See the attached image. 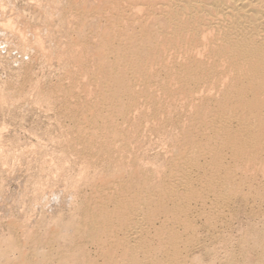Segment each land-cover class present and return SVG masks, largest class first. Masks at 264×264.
Here are the masks:
<instances>
[{
    "label": "bare ground",
    "instance_id": "bare-ground-1",
    "mask_svg": "<svg viewBox=\"0 0 264 264\" xmlns=\"http://www.w3.org/2000/svg\"><path fill=\"white\" fill-rule=\"evenodd\" d=\"M66 6L63 15L78 11L71 30L83 37L90 26L97 37L84 56L69 35L75 47L67 86L57 88L75 97L82 87L88 91L79 113L65 106L75 131L68 148L113 167L111 173L102 167L107 175L87 184L79 202L78 232L97 255L83 264H193L196 219L213 225L244 196L250 172L264 173V0H68ZM173 123L179 137L164 143L160 168L151 160L124 161L146 131ZM54 232L41 239L51 251ZM18 259L11 264H29L23 251Z\"/></svg>",
    "mask_w": 264,
    "mask_h": 264
},
{
    "label": "rangeland",
    "instance_id": "rangeland-1",
    "mask_svg": "<svg viewBox=\"0 0 264 264\" xmlns=\"http://www.w3.org/2000/svg\"><path fill=\"white\" fill-rule=\"evenodd\" d=\"M67 3L68 0H0V264L19 260L22 251L29 264H83L88 256L97 258L95 247L86 239L83 241L85 234L78 232L83 209L80 206H83L82 198L91 183L107 175V170L111 173L113 167L106 164L102 156L92 158L68 148L75 131L66 107H73V112L79 113L87 98L84 92L88 91V88L82 87L84 91L81 93L79 88L81 97H75L73 94L78 92L57 88L60 83L67 86L64 77L72 60L70 52L75 47L69 44V35L74 34L76 46L84 56L91 55L86 50L93 49L97 37L90 26H87L86 32L92 35L84 32L83 37H79L80 32L71 30L78 22L74 18L78 11L73 9L71 15H63ZM68 50L69 54L65 53ZM176 135V123L161 130L150 129L140 136H144L141 147H136L124 161L139 160L151 165V160L154 166L159 167L168 154L165 145L176 143L179 137ZM103 166L109 168L106 170ZM258 173L250 172L251 178L242 188L244 196L235 197L224 215L212 222L213 225L203 216L196 219V241L199 243H195L194 246H197L188 253L192 260L195 257L193 264H264V173ZM257 210L259 213H256ZM46 227L55 231V249L52 251L41 241L47 235Z\"/></svg>",
    "mask_w": 264,
    "mask_h": 264
}]
</instances>
